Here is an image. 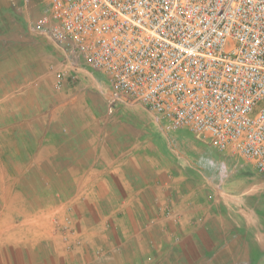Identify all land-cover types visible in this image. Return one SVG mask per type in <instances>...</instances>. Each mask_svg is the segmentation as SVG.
<instances>
[{
    "label": "crops",
    "instance_id": "0c3cea01",
    "mask_svg": "<svg viewBox=\"0 0 264 264\" xmlns=\"http://www.w3.org/2000/svg\"><path fill=\"white\" fill-rule=\"evenodd\" d=\"M49 4L0 0V264H264V174L110 113L100 72L59 84L73 71L34 28Z\"/></svg>",
    "mask_w": 264,
    "mask_h": 264
},
{
    "label": "built area",
    "instance_id": "2783aa9c",
    "mask_svg": "<svg viewBox=\"0 0 264 264\" xmlns=\"http://www.w3.org/2000/svg\"><path fill=\"white\" fill-rule=\"evenodd\" d=\"M34 28L73 71L59 84L100 72L110 113L143 107L264 174V0H50Z\"/></svg>",
    "mask_w": 264,
    "mask_h": 264
}]
</instances>
